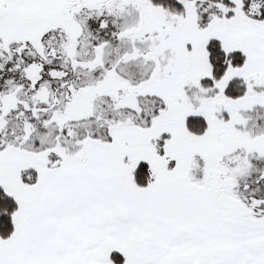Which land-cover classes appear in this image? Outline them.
<instances>
[{
	"label": "snow or ice",
	"instance_id": "1",
	"mask_svg": "<svg viewBox=\"0 0 264 264\" xmlns=\"http://www.w3.org/2000/svg\"><path fill=\"white\" fill-rule=\"evenodd\" d=\"M0 264H264V0H0Z\"/></svg>",
	"mask_w": 264,
	"mask_h": 264
}]
</instances>
